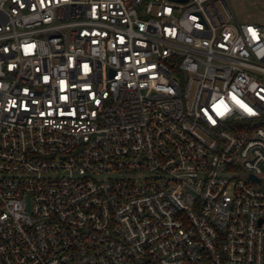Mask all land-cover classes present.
Segmentation results:
<instances>
[{"label":"built area","instance_id":"built-area-1","mask_svg":"<svg viewBox=\"0 0 264 264\" xmlns=\"http://www.w3.org/2000/svg\"><path fill=\"white\" fill-rule=\"evenodd\" d=\"M0 264H264V22L0 0Z\"/></svg>","mask_w":264,"mask_h":264},{"label":"rangeland","instance_id":"rangeland-1","mask_svg":"<svg viewBox=\"0 0 264 264\" xmlns=\"http://www.w3.org/2000/svg\"><path fill=\"white\" fill-rule=\"evenodd\" d=\"M230 10L241 19L264 22V0H228ZM240 175L248 172L239 171Z\"/></svg>","mask_w":264,"mask_h":264},{"label":"snow or ice","instance_id":"snow-or-ice-1","mask_svg":"<svg viewBox=\"0 0 264 264\" xmlns=\"http://www.w3.org/2000/svg\"><path fill=\"white\" fill-rule=\"evenodd\" d=\"M250 31H253L252 29H249ZM253 35H255V33L253 32ZM233 99L235 100L236 98L235 97H233ZM237 103H239V104H241V106L242 107H245L246 108V106L245 105H243L240 101H236ZM221 104H223V101H221ZM247 110V109H246ZM250 111V110H249Z\"/></svg>","mask_w":264,"mask_h":264}]
</instances>
